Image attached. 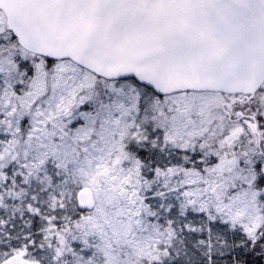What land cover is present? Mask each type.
Returning a JSON list of instances; mask_svg holds the SVG:
<instances>
[{"label":"snow or ice","instance_id":"6c2138e0","mask_svg":"<svg viewBox=\"0 0 264 264\" xmlns=\"http://www.w3.org/2000/svg\"><path fill=\"white\" fill-rule=\"evenodd\" d=\"M0 264H264V0H0Z\"/></svg>","mask_w":264,"mask_h":264}]
</instances>
